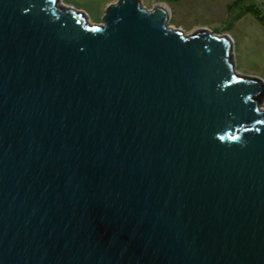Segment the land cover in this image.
Instances as JSON below:
<instances>
[{"label": "water", "instance_id": "1", "mask_svg": "<svg viewBox=\"0 0 264 264\" xmlns=\"http://www.w3.org/2000/svg\"><path fill=\"white\" fill-rule=\"evenodd\" d=\"M169 19L0 0V264H264V80Z\"/></svg>", "mask_w": 264, "mask_h": 264}, {"label": "rangeland", "instance_id": "2", "mask_svg": "<svg viewBox=\"0 0 264 264\" xmlns=\"http://www.w3.org/2000/svg\"><path fill=\"white\" fill-rule=\"evenodd\" d=\"M118 0H60L66 6L85 13L89 22L101 24L106 8ZM236 0H141L151 10L164 4L170 12L169 25L181 29L185 35L207 28L215 35H228L233 41V61L237 71L264 80V26L251 14H241ZM254 4L264 16V0H242ZM264 107V104H263Z\"/></svg>", "mask_w": 264, "mask_h": 264}, {"label": "trees", "instance_id": "3", "mask_svg": "<svg viewBox=\"0 0 264 264\" xmlns=\"http://www.w3.org/2000/svg\"><path fill=\"white\" fill-rule=\"evenodd\" d=\"M170 2L177 3L181 0H169ZM238 7L240 9L241 14H251L256 21L264 26V16L262 15L260 9L254 4H245L242 0H236L230 7Z\"/></svg>", "mask_w": 264, "mask_h": 264}, {"label": "bare ground", "instance_id": "4", "mask_svg": "<svg viewBox=\"0 0 264 264\" xmlns=\"http://www.w3.org/2000/svg\"><path fill=\"white\" fill-rule=\"evenodd\" d=\"M157 5H163V6H165L163 3L162 4L161 3L160 4H157Z\"/></svg>", "mask_w": 264, "mask_h": 264}]
</instances>
